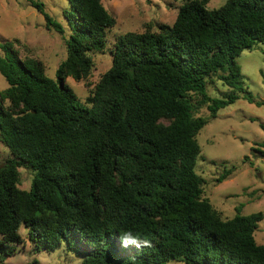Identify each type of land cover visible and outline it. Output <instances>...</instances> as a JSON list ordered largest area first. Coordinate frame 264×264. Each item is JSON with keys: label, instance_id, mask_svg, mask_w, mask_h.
I'll list each match as a JSON object with an SVG mask.
<instances>
[{"label": "trees", "instance_id": "trees-1", "mask_svg": "<svg viewBox=\"0 0 264 264\" xmlns=\"http://www.w3.org/2000/svg\"><path fill=\"white\" fill-rule=\"evenodd\" d=\"M27 1L46 29L63 34L43 4ZM208 2L184 0L171 25L117 36L89 107L65 80L86 79L90 55L106 49L116 20L101 0H67L71 32L54 80L40 60L19 56L18 41L0 42V142L10 153L0 166V254L23 244V226L34 250L63 244L80 264H264L253 236L264 214L243 216L237 206L224 220L202 195L196 136L208 120L194 115L205 107L215 118L238 93L264 106L242 88L236 62L264 46V0L212 10ZM212 77L230 90L208 96ZM20 167L33 173L28 190L18 187ZM126 233L135 244L124 242Z\"/></svg>", "mask_w": 264, "mask_h": 264}, {"label": "rangeland", "instance_id": "rangeland-1", "mask_svg": "<svg viewBox=\"0 0 264 264\" xmlns=\"http://www.w3.org/2000/svg\"><path fill=\"white\" fill-rule=\"evenodd\" d=\"M43 4L44 11L58 22L63 34L46 29L44 17L27 0H0V42L18 41L15 44L19 56L34 57L44 65V74L55 79L56 69L66 57L64 40L70 35L68 21L63 17L67 0H33ZM226 0H209L206 9H217ZM184 0H101V4L116 20L115 26L106 32V49L91 54L93 69L86 79L65 83L77 98L80 107H89L87 98L100 77L111 64L110 49L115 38L126 32L156 30L158 24L171 25L178 7ZM242 74V88L250 92L255 101H264V46L243 51L236 59ZM7 84L0 75V91ZM230 89L212 77L207 81L206 92L210 97H220ZM231 105L219 110L215 118L209 117L205 107L194 113L208 121L196 136L200 146L195 171L204 179L203 197L224 220L235 215V207L241 206L240 214H264V154L253 151L264 142V106L250 104L244 94ZM263 125V126H262ZM262 126V127H261ZM247 158L244 160V158ZM10 158L8 149L0 142V166ZM234 167L231 174L221 183L216 181L223 168ZM19 185L23 190L30 188L33 173L20 167ZM23 244L14 245L15 252L0 254V264H80L81 257L66 251L62 244L54 251L37 252L28 240L27 230L18 231ZM257 244L264 245V221L254 231ZM169 264H181L172 262Z\"/></svg>", "mask_w": 264, "mask_h": 264}, {"label": "clouds", "instance_id": "clouds-1", "mask_svg": "<svg viewBox=\"0 0 264 264\" xmlns=\"http://www.w3.org/2000/svg\"><path fill=\"white\" fill-rule=\"evenodd\" d=\"M122 239L124 240V242L126 244H128V243L135 244L136 243L135 239L131 236L130 233H126Z\"/></svg>", "mask_w": 264, "mask_h": 264}]
</instances>
